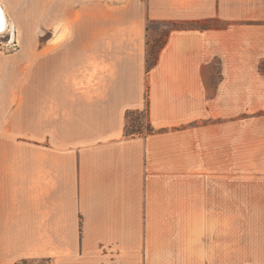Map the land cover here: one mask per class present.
<instances>
[{
  "label": "crops",
  "instance_id": "obj_1",
  "mask_svg": "<svg viewBox=\"0 0 264 264\" xmlns=\"http://www.w3.org/2000/svg\"><path fill=\"white\" fill-rule=\"evenodd\" d=\"M106 4L74 0V44L51 50L72 53L30 56L74 76L26 75L8 112L0 238L52 264H238L245 209L264 264V0ZM151 21L183 26L149 68ZM147 108L155 131L126 135Z\"/></svg>",
  "mask_w": 264,
  "mask_h": 264
},
{
  "label": "rangeland",
  "instance_id": "obj_2",
  "mask_svg": "<svg viewBox=\"0 0 264 264\" xmlns=\"http://www.w3.org/2000/svg\"><path fill=\"white\" fill-rule=\"evenodd\" d=\"M4 5L9 19L14 21L19 32L13 33L6 29L0 32V139H5L8 112L14 107L22 104L23 81L29 74L45 75H73L74 60H64L65 57H55L52 60H41L32 57L34 54H62L72 53L71 51H51L59 43L74 44V0H0ZM118 0H107L106 5H113ZM147 3L148 0H143ZM110 2V3H108ZM76 5V4H75ZM149 35V62L153 60L155 47L153 43L161 39L162 34L167 30L168 25L161 21L150 22ZM41 45H45L42 50H38ZM34 47L36 50H28ZM74 85V84H73ZM144 124L146 118L143 116ZM3 127V128H2ZM240 181V192H244L245 187ZM257 183V181H256ZM255 183V184H256ZM257 185V184H256ZM246 198V195H240ZM240 206H245L240 203ZM249 212L245 209L239 210L238 231V264H246L247 252V227L246 219ZM0 264H52L54 258L47 256L52 254L58 256L60 251L54 249L50 251L49 244H41L43 249L18 251L22 244L3 242L0 238ZM27 245V244H26ZM35 248L39 244H34ZM20 246V247H21ZM29 254L27 258H16ZM15 255V257H14ZM16 258V259H15Z\"/></svg>",
  "mask_w": 264,
  "mask_h": 264
},
{
  "label": "trees",
  "instance_id": "obj_3",
  "mask_svg": "<svg viewBox=\"0 0 264 264\" xmlns=\"http://www.w3.org/2000/svg\"><path fill=\"white\" fill-rule=\"evenodd\" d=\"M167 25H168V28L164 32V34H162L161 39L159 41L157 40L152 45V49H154L155 47L157 48L155 49V51H153L155 55H154L153 60L149 62V68L153 64H155L156 59H157V53L160 50V48L163 46V44L165 43V40H166V37L169 31L173 28L183 26L182 23H177V22H167ZM148 28H150L149 25H148ZM143 116L146 117V124H144ZM154 131L155 129L152 127L150 120H149V108H147L144 111L133 110L127 113L126 135H143L147 133H153Z\"/></svg>",
  "mask_w": 264,
  "mask_h": 264
},
{
  "label": "bare ground",
  "instance_id": "obj_4",
  "mask_svg": "<svg viewBox=\"0 0 264 264\" xmlns=\"http://www.w3.org/2000/svg\"><path fill=\"white\" fill-rule=\"evenodd\" d=\"M6 29H9L13 33V36H15L18 32L20 34V29L18 28V25L14 21L9 19L6 9L0 1V32Z\"/></svg>",
  "mask_w": 264,
  "mask_h": 264
},
{
  "label": "built area",
  "instance_id": "obj_5",
  "mask_svg": "<svg viewBox=\"0 0 264 264\" xmlns=\"http://www.w3.org/2000/svg\"><path fill=\"white\" fill-rule=\"evenodd\" d=\"M145 113V112H144ZM146 118V117H145Z\"/></svg>",
  "mask_w": 264,
  "mask_h": 264
}]
</instances>
